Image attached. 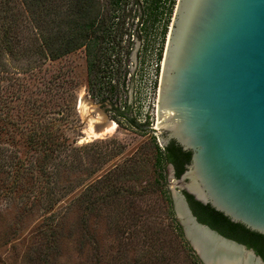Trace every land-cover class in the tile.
I'll list each match as a JSON object with an SVG mask.
<instances>
[{
	"label": "trees",
	"instance_id": "16d2710c",
	"mask_svg": "<svg viewBox=\"0 0 264 264\" xmlns=\"http://www.w3.org/2000/svg\"><path fill=\"white\" fill-rule=\"evenodd\" d=\"M166 2L171 3L168 11L171 14L176 0H0V74L7 71V58L28 59L30 64L24 72L29 74L34 70L39 72L49 61L81 49L85 57L87 93L99 102L112 97L117 101L129 72L127 62L132 46V41L125 40L124 36L136 33L140 38L138 34L151 18L154 20L164 12ZM68 76L69 72L39 76L41 85L35 84L36 97L21 77L11 86L0 84V109L4 112L0 115V209L2 201L17 198L26 210L39 206L43 213L50 215L49 221L44 222L47 230L36 249V258L31 259L47 264L49 254L56 252L59 223H55L57 218L53 215L63 217L77 206L84 214L96 217L106 206L114 204L118 208L124 202L125 208L133 210L135 228L127 234L134 238L139 253L131 264H203L184 239L182 227L173 214L172 199L163 188L165 166L171 164L178 178L190 159V152L182 150L174 140L161 148L154 135L149 139L152 181L140 182L139 169L145 160L141 154H133L115 165L110 176L98 177L58 206L65 201L64 194L67 196L72 191L68 183H62V175L65 174L67 181L71 174L83 170L82 156L77 151L86 146L77 145L76 139H69L66 133L68 104L76 98L74 87L68 85L67 89L62 84ZM59 79L63 81L60 83ZM115 110L129 121L126 111H119L117 107ZM133 125L140 130L145 124L134 121ZM151 193L159 195L167 208L170 229L165 233V240L161 239V231L149 224V217L145 219L143 211L128 197L143 198ZM183 193L199 222L252 248L264 259V235L230 221L186 191ZM83 219L84 216L81 223L84 228L88 225L87 219ZM125 258L118 253L116 262L128 264Z\"/></svg>",
	"mask_w": 264,
	"mask_h": 264
},
{
	"label": "water",
	"instance_id": "95a60500",
	"mask_svg": "<svg viewBox=\"0 0 264 264\" xmlns=\"http://www.w3.org/2000/svg\"><path fill=\"white\" fill-rule=\"evenodd\" d=\"M156 117L162 146L174 140L190 152L171 199L199 259L214 264L228 255L221 245L262 264L252 248L199 222L183 191L264 235V0H176Z\"/></svg>",
	"mask_w": 264,
	"mask_h": 264
},
{
	"label": "rangeland",
	"instance_id": "374dc122",
	"mask_svg": "<svg viewBox=\"0 0 264 264\" xmlns=\"http://www.w3.org/2000/svg\"><path fill=\"white\" fill-rule=\"evenodd\" d=\"M163 7L164 12L158 14L154 20L151 18L152 21L148 22L145 29L138 34L140 38L136 33L124 36L125 40L132 41V46H130L127 62L129 72L126 75L124 86L118 93L117 101H114V97H112V99L108 98L104 102H99L87 93L85 89V57L81 49L55 61L45 63L39 72L36 70L30 72L33 73L32 77H30V73L24 72L30 64L28 59L7 58V71L0 74V79L4 78L0 84L11 86L18 77H21V80L27 81L31 87L33 97L37 96L36 89L38 88H35V84L41 85L38 83L39 76L47 77L49 73L69 72L66 82L59 79V82L63 81L62 84L67 89L68 85H72L76 95L75 100L68 104L70 115L66 133L69 139H76L77 145L86 146L77 151L82 156L83 170L71 174L67 181L65 174L62 175V183H68L72 187V191L67 196L64 194L62 199L65 201L58 206L64 205L66 198L78 195L85 185L94 183L98 177L110 176L115 165L121 164L133 154H141L145 160L139 169L140 182L152 181V148L149 145V139L154 135L158 145L162 148V138L152 127L156 125L159 77L170 17L172 18L173 13L169 14L168 12L172 8L170 2H166ZM137 12L140 13L141 8L138 7ZM167 17L168 21L166 22ZM136 21L137 19H134V22ZM164 24H167L165 33H163ZM80 99L82 100L80 101ZM126 105L129 106L128 110H126ZM115 107L119 111H126L132 121L130 119L128 121L119 114ZM3 113L0 109V115ZM15 116L13 115L14 119L17 118ZM103 120L114 122L115 127L100 133L94 132L99 127L97 123L103 122ZM134 121L145 125L138 130L133 125ZM89 172L92 173L89 174ZM175 180L176 177L172 175L169 164L166 165L163 188L168 191L170 197L173 189H179ZM128 197L132 198L135 205L137 204L143 211L145 219L149 217V224L154 225L153 229L161 231V239H167L165 233L170 229V219L166 205L161 201L159 195L151 193L143 198ZM23 204L17 198L8 200L6 203L2 201L0 209V264H41L31 258H36V249L41 244L44 231L47 230L44 222L49 221L47 218L50 215L43 213L39 206L32 210H26ZM126 204L123 202L118 208H115L114 204L108 205L96 217L93 214H84L77 206H74L63 217L57 216L58 214L53 215L54 218H57L55 223H59L57 226L59 240L56 252L49 254L47 264H96V262L97 264H118L119 262H116L118 253L125 255L126 263L131 264L139 253L137 254L134 238H129L127 234L135 227L132 219L133 210L130 207L125 208ZM59 208H57V212H59ZM173 214L177 220L174 209ZM83 216V220L87 219V223H85L88 225H85L84 228L81 224ZM184 239L187 241L185 236ZM192 251L197 256L193 249ZM96 255L99 259H96Z\"/></svg>",
	"mask_w": 264,
	"mask_h": 264
},
{
	"label": "bare ground",
	"instance_id": "6f19581e",
	"mask_svg": "<svg viewBox=\"0 0 264 264\" xmlns=\"http://www.w3.org/2000/svg\"><path fill=\"white\" fill-rule=\"evenodd\" d=\"M82 99H80L81 101ZM103 119V118H102ZM99 127L97 129H93L94 132L100 133L108 130H112L115 127V123L111 121L103 120V122L97 123ZM157 127V126H156ZM178 210L182 211L181 206L178 204ZM184 220L187 222L186 218ZM189 228H193V226L187 222ZM218 248L227 252L228 255H218L214 260V264H256L253 260H251L250 255L241 252L239 249H234L230 246H221L218 245Z\"/></svg>",
	"mask_w": 264,
	"mask_h": 264
},
{
	"label": "flooded vegetation",
	"instance_id": "af4514ba",
	"mask_svg": "<svg viewBox=\"0 0 264 264\" xmlns=\"http://www.w3.org/2000/svg\"><path fill=\"white\" fill-rule=\"evenodd\" d=\"M174 171V170H173ZM186 198V197H185ZM259 256V255H258ZM260 257V256H259ZM261 260H262V264H264V259L262 257H260Z\"/></svg>",
	"mask_w": 264,
	"mask_h": 264
},
{
	"label": "built area",
	"instance_id": "2783aa9c",
	"mask_svg": "<svg viewBox=\"0 0 264 264\" xmlns=\"http://www.w3.org/2000/svg\"><path fill=\"white\" fill-rule=\"evenodd\" d=\"M154 128H155V126L152 127L153 130H155Z\"/></svg>",
	"mask_w": 264,
	"mask_h": 264
}]
</instances>
